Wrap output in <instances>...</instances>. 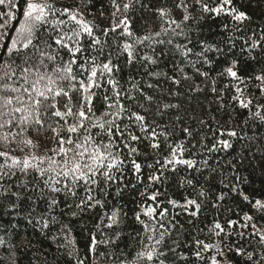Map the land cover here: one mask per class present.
I'll return each mask as SVG.
<instances>
[{"label": "snow or ice", "instance_id": "obj_1", "mask_svg": "<svg viewBox=\"0 0 264 264\" xmlns=\"http://www.w3.org/2000/svg\"><path fill=\"white\" fill-rule=\"evenodd\" d=\"M110 2L113 9L111 26L101 28L89 21L79 7L57 8L47 0H0V6L8 9L0 13V29H3L0 42L9 40L0 52V130H3L0 142L6 146L17 145L0 151V206L6 200L9 211L18 207L21 192L14 189L27 188L28 183L23 178L31 175L32 186L46 200L49 215L57 206V194L60 193L79 197L72 205L78 210L72 212L73 218L100 210L93 224L95 232L89 230L86 245V253L93 258L98 254L107 257L111 264H179L180 261L189 264V256L178 251V241H173L174 246L167 244L166 236L170 237L176 225L172 220L165 222L168 210L160 207L158 190L149 192L148 189L164 183L165 173L175 172L180 166L198 172L208 167L207 159L203 160V168H197V161L185 155L187 143L195 138L192 128H181L187 143L172 140L173 133L168 130L176 126L172 122L173 116L176 122L182 119L178 115L180 105L173 103L172 98L181 95L183 82H188L190 92L201 91L195 75L207 79L208 72L201 71L198 65L213 63L209 53L227 57L225 48L219 44L194 40L190 35V21L203 18L204 14L229 17L231 28L227 23L223 26L231 33L225 41L228 52L236 46L237 39L243 41L242 51L251 54L258 47L264 51V29L260 30L258 38L255 32L236 37L234 33L242 32L251 17L234 6L233 0H213L211 4L208 0H171L170 4L167 0ZM21 4L22 18L16 27L11 22L18 19L14 9L20 10ZM90 4L91 0H87L83 6L88 8ZM137 5L154 12V19L159 21L158 31L140 36L131 30L128 13ZM9 28H14V34L8 31ZM110 34L117 58L125 55L129 64L137 60L147 65L157 64L153 55H141L137 46L151 48L154 53V46L175 45L182 63L174 64V74L167 76L174 88L170 87L166 94L161 91L156 95L146 91L138 81L129 80L128 87L122 85L115 75L119 69L113 64ZM120 37L127 39L122 41ZM176 38H182L184 42L176 44ZM105 49H108L106 60L103 59ZM86 51L88 55H85ZM238 64L239 61L233 59L218 72V76L229 82L218 92L213 80L211 91L222 101L224 91L231 90L232 106L246 110L244 125L250 121L264 125V68L244 77L239 74ZM185 67H191L195 75H189ZM147 75L158 80L160 74L148 71ZM105 83L109 87L100 93L98 90ZM146 88L153 89V83H147ZM98 98H102L104 105L99 115L95 106ZM220 106L225 107L223 103ZM165 117L169 118L167 122ZM231 119L235 116H230ZM199 123L204 125L205 121L201 119ZM216 132L210 147L203 143L200 147L208 152L227 151L232 144L223 137L238 136L236 128H225L219 122ZM141 146L147 151H142ZM191 147L195 149L197 144L193 143ZM165 149L167 154L162 155ZM14 152L24 155H13ZM140 157L143 160L138 159ZM128 172L136 178L137 184H144L140 192L144 199L137 205L135 213V220L143 226V232L137 233L139 246L131 259L123 250L117 253L99 251L101 246L119 247L120 232L114 231V235L109 236L104 230L119 228L122 209L114 206L109 211L107 204L109 189L113 186L117 197L122 194L124 188L121 185L127 186L125 174ZM221 182L232 193L239 194L251 206L253 214L244 213L239 233L235 231L236 220H228L226 228L220 222H214L208 235L216 239L212 242L196 240L191 255L201 264H264V199L253 200L240 191L238 176L236 183ZM187 183L192 185L193 181ZM199 195L203 197L205 193L201 191ZM225 195L221 193L217 199L222 201ZM168 203L177 206L175 200H168ZM183 207L195 209L191 216H196L200 210V204L193 199H187ZM32 211L35 212V208ZM49 215L30 216L28 223L35 219L42 229L59 223V235L52 237L53 240L59 239L60 235L64 237L58 249H68L71 264H85V259L76 254L77 243L71 238V226L57 221L54 215L49 219ZM97 234L102 239H98ZM237 235L248 241L247 246L233 243L232 237ZM4 243L0 240V245ZM208 253L212 254L209 256Z\"/></svg>", "mask_w": 264, "mask_h": 264}, {"label": "trees", "instance_id": "obj_2", "mask_svg": "<svg viewBox=\"0 0 264 264\" xmlns=\"http://www.w3.org/2000/svg\"><path fill=\"white\" fill-rule=\"evenodd\" d=\"M19 2V0H17ZM48 3L54 4L57 8L68 6L71 8L79 7L81 11L85 12L86 18L94 22L101 28L110 27L111 8L110 0H91L88 8L83 6L87 0H47ZM123 3L124 0H118ZM170 4L171 0H167ZM211 4L213 0H208ZM147 3V0H145ZM233 5L239 10L245 11L250 17V21L245 22V28L242 32H235L236 37L251 35L252 32L259 36L261 29H264V0H233ZM22 7L20 10H15L18 19L11 23L16 27L19 26L18 20L22 18ZM155 7V4H153ZM8 9L0 6V13L7 12ZM89 12L91 14H89ZM101 13L104 15L101 16ZM179 17V13H176ZM199 16L200 14L197 13ZM131 30L136 34L143 36L149 31H158L159 21L154 19V12L147 11L140 8L138 5L129 11ZM63 19V17H61ZM2 22V21H0ZM228 24L231 28V21L229 17L223 15L216 16L214 14H204L203 18L190 21L191 32L190 35L194 40H205L211 44H219L225 48L227 57H219L217 53H209L212 57L213 63L211 65H198L201 71L208 72V78L205 79L195 75L191 67H185V71L189 75H195V80L200 84L201 91L190 92L188 82H183L180 89L181 95L173 97L172 102L180 105L178 115L182 118L180 122H176L175 116L172 117V122L175 123V128L168 129L173 133L172 140L185 141L182 127H190L195 131V138L187 143L188 151L185 153L186 157L192 158L197 161V168H203V160H208V167L203 171H196L194 169H187L180 166L175 172H166L167 179L162 184H157L154 188L148 189L149 192L158 190L160 193L158 199L161 202L160 207L168 210L167 220H172L176 225L172 229L170 237L166 236L167 244L174 246L173 241H178L180 244L179 252L189 256V264H201L196 261L191 253L195 250L196 240H205L212 242L215 237L208 235L209 228L212 227L214 222H220L225 228L228 220H236L235 226L236 233L242 231L240 224L243 223L242 217L244 213L253 214L251 206L247 204L243 198L236 193H232L229 188H225L221 181L226 183H236L237 176L240 182L237 187L240 191L249 195L253 200L259 198L264 199V125H259L254 122H249L244 125V115L246 110L234 108L231 103V90H225L223 100L221 101L211 91L213 80L216 81L217 91L223 89L224 84L229 80L217 75L223 68L233 59L238 60L239 74L247 77L250 74L258 72L264 68V51L258 47L254 49L251 54L241 50L243 41L237 39L236 46L228 52V46L225 43L228 35L231 33L225 31L223 26ZM3 29H0L2 32ZM8 31L14 34V28H9ZM168 37H163L167 39ZM103 40L104 37L101 36ZM122 41L126 37H120ZM109 43L113 44L112 35H109ZM5 41L0 42V52H3V44L8 43ZM182 38H176L175 43H183ZM141 55L147 53L153 55L157 59L156 65H147L145 62L137 60L133 64L126 62V56H116V48L113 44L112 60L113 64L118 67L115 72L116 78L125 87H128L129 80L138 81L146 91L154 92L159 95L161 91L167 93L173 85L167 80L168 75L174 74L173 65L182 63V59L176 52L175 45L169 46L157 45L153 53L151 48L143 45L137 46ZM89 52L86 51L85 55ZM255 57V59H253ZM108 58V49H105L103 59ZM148 71L158 72L159 78H152L147 75ZM153 83L154 88L149 90L146 88L147 83ZM109 86L105 83L104 87L98 90L103 93L105 88ZM109 95L111 93L109 92ZM165 99L168 97L165 95ZM223 103L225 107L221 108L220 104ZM96 111L99 115L104 110L102 98H98L95 102ZM230 116H235V119L230 120ZM165 117V122L168 121ZM203 119L204 125L199 121ZM217 122L225 128H236L238 136L236 138H229L232 147L227 151L217 150L215 152H208L206 149L200 147V143L211 146L214 143V137L217 135ZM3 130H0V135ZM243 137V138H241ZM197 144V148L193 149L191 144ZM6 147L16 148L15 143L5 145L0 142V151ZM142 147V151H147ZM27 151V150H26ZM195 153V155H193ZM13 155L23 156L24 153L14 152ZM165 149L162 155H166ZM162 158V157H161ZM138 159L143 160V157ZM2 162V159H0ZM147 170H145V174ZM15 179V178H14ZM28 183L27 188L14 189L21 192L20 200L17 201L18 207L9 211L8 202H2L0 206V240L5 241L0 245V264H71L67 256V248L58 249V244L64 242V237L59 236V239L53 240V236L59 235L60 224H50L49 229H42L40 224L33 219L32 223H28L29 217L38 218L42 213L49 215L47 212V203L44 198L40 197L39 191L35 190L32 186V176L29 175L23 178ZM246 179L247 182H244ZM192 180V185L187 183ZM125 182L127 186L121 185L124 188L122 194L117 197L115 194V186L109 189L110 195L108 196V210L111 211L114 206L122 209L121 211V224L118 229L110 231L105 229L109 236L114 235V231L120 232V239L117 242L118 248L115 245L108 247L101 246L99 251L117 253L123 250L127 258L131 259L138 248L137 233L143 232V226L136 222L135 213L138 211L137 205L144 199L141 197L140 192L144 189V184H137L136 178L130 172L125 174ZM130 182V183H128ZM135 185V187H133ZM203 191L205 196H200L199 193ZM225 193L224 200H218L217 197ZM82 194V193H81ZM79 197L73 198L65 196L63 193L57 194L58 204L49 215H54L57 221L69 224L71 226V238L77 243L76 254L85 259V264H111L107 257L93 258L90 254L86 253V245L89 242V230L95 232L93 224L96 222L100 210L78 214L75 218L72 217L73 211H78L72 207L75 200ZM187 199L196 200L200 204V210L196 216H191L190 213L195 209L188 207L184 209L183 205L186 204ZM168 200H175L177 206L173 207L168 203ZM151 203V201H147ZM216 204V207L213 205ZM35 208V212H33ZM159 211V209H158ZM126 214V215H125ZM147 220L146 217H142ZM98 239L102 237L97 234ZM232 241L234 244H244L247 246L248 241L240 239L239 236H233ZM254 243V241H253ZM208 253L207 255H211ZM179 264H185L180 261Z\"/></svg>", "mask_w": 264, "mask_h": 264}]
</instances>
